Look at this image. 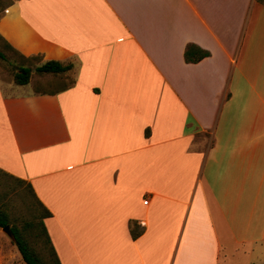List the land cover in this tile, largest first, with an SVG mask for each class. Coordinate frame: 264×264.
I'll use <instances>...</instances> for the list:
<instances>
[{"label":"crops","instance_id":"0c3cea01","mask_svg":"<svg viewBox=\"0 0 264 264\" xmlns=\"http://www.w3.org/2000/svg\"><path fill=\"white\" fill-rule=\"evenodd\" d=\"M0 38L72 65L0 81V171L60 264H264V0H13Z\"/></svg>","mask_w":264,"mask_h":264},{"label":"rangeland","instance_id":"374dc122","mask_svg":"<svg viewBox=\"0 0 264 264\" xmlns=\"http://www.w3.org/2000/svg\"><path fill=\"white\" fill-rule=\"evenodd\" d=\"M12 1L0 0V10ZM0 51L6 56L5 60H0V81L2 84H13V78L19 70V64L23 63L20 62L21 59L17 55L12 54L11 51L6 49L1 41ZM24 64L31 70L29 84L23 89H18L29 91L32 88L31 85L35 89L45 88L43 87V83L46 81L44 78L45 75L36 71V61L29 59ZM67 83L69 82H64V84ZM16 89V86H14L13 91H16ZM38 209L39 206L32 196L28 184L0 171V211L8 215L10 221L9 228L11 226L18 228L29 241L34 242L35 252L42 255L40 243L43 238L41 240L35 238L34 226L31 227L28 225ZM0 233L2 236V243H0V264H23L20 254L11 240L12 237L3 231V229H0ZM257 247L264 249V242L262 244L258 243ZM228 253L232 254L236 264H244L250 258L256 259L255 254H253V257L248 258L243 254L242 250L235 251L231 247L228 249ZM45 254L47 255V248ZM259 264H261V261H259Z\"/></svg>","mask_w":264,"mask_h":264},{"label":"trees","instance_id":"16d2710c","mask_svg":"<svg viewBox=\"0 0 264 264\" xmlns=\"http://www.w3.org/2000/svg\"><path fill=\"white\" fill-rule=\"evenodd\" d=\"M4 9V7H3ZM0 41L6 49L12 52V54L17 55L18 54L10 47L8 43H6L4 40L0 38ZM209 53L207 51H204L200 49L199 47L189 44L186 46L185 51H184V60L186 63L189 64H195L198 63L199 61L203 60L204 58L208 57ZM23 64H19V70L18 72L15 73L14 75V84L16 85H26L29 83V78H30V68L27 67L24 63L29 60L27 58H24L22 56H18ZM6 56L3 52L0 51V60L3 61L5 60ZM72 68L71 64L67 65H62L58 62L54 61H48L44 63L42 66L37 67L36 71L39 73H47V74H53V75H58V74H63L67 71H69ZM32 196L35 198L37 205L39 206V209L37 210V213L33 216L32 221L28 224L29 226L33 227L34 226V237L39 238L41 240V253L37 254L35 252V247H34V242L29 241L25 235L16 227L11 226L10 227V232H11V240L13 244L16 246L21 260L24 264H60V261L54 251V248L51 244V241L49 239V236L46 232V228L44 225V219L50 216V213L48 210H46L36 199L34 196V193L32 191V188L28 185ZM9 217L8 215L0 211V229L5 228L9 226ZM130 231L132 238H136L137 236L140 235L142 230H139L137 232L135 228L133 227L132 224H130ZM47 248V255L45 254ZM49 252V253H48Z\"/></svg>","mask_w":264,"mask_h":264},{"label":"water","instance_id":"95a60500","mask_svg":"<svg viewBox=\"0 0 264 264\" xmlns=\"http://www.w3.org/2000/svg\"><path fill=\"white\" fill-rule=\"evenodd\" d=\"M9 229H10L9 226H7V227L3 228V231H5L9 236H11V232Z\"/></svg>","mask_w":264,"mask_h":264},{"label":"bare ground","instance_id":"6f19581e","mask_svg":"<svg viewBox=\"0 0 264 264\" xmlns=\"http://www.w3.org/2000/svg\"><path fill=\"white\" fill-rule=\"evenodd\" d=\"M113 233V232H112ZM83 239H84V237H83ZM111 253V252H110ZM156 256H158V255H156ZM143 259V258H142ZM154 259V258H153ZM146 260V259H145ZM146 262V261H145ZM153 262V261H152Z\"/></svg>","mask_w":264,"mask_h":264},{"label":"built area","instance_id":"2783aa9c","mask_svg":"<svg viewBox=\"0 0 264 264\" xmlns=\"http://www.w3.org/2000/svg\"><path fill=\"white\" fill-rule=\"evenodd\" d=\"M147 201H145L144 203H146Z\"/></svg>","mask_w":264,"mask_h":264}]
</instances>
